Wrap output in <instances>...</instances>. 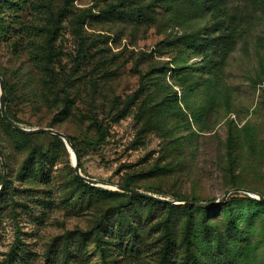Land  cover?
<instances>
[{
	"label": "rangeland",
	"instance_id": "1",
	"mask_svg": "<svg viewBox=\"0 0 264 264\" xmlns=\"http://www.w3.org/2000/svg\"><path fill=\"white\" fill-rule=\"evenodd\" d=\"M153 1H17L0 15V77L31 132L0 109V264H163V204L166 264H264V0H214L217 14ZM74 157L97 192L74 180ZM127 185L169 202L126 198Z\"/></svg>",
	"mask_w": 264,
	"mask_h": 264
},
{
	"label": "trees",
	"instance_id": "2",
	"mask_svg": "<svg viewBox=\"0 0 264 264\" xmlns=\"http://www.w3.org/2000/svg\"><path fill=\"white\" fill-rule=\"evenodd\" d=\"M28 2V0H0V15H2L5 10H15L17 5L16 2ZM206 1V2H205ZM207 3V4H206ZM167 8L168 9V4L167 2H165V0H155L153 1L150 5H149V8L152 9V11H155V9H158V8ZM201 11H204V10H209L211 11L212 13H215L217 14V11L216 9V4H215V1L214 0H200V5H199ZM204 9V10H203ZM139 17H143L142 14L139 15ZM8 33V30L5 28V25H4V18L0 17V38L2 37H5ZM231 33H228L226 34L225 31L222 33V36L221 38H218L219 40H221V43H225L226 41H228V39L231 37L230 35ZM201 39H206V38H201ZM227 43V42H226ZM207 45V47H212V49H214V45L215 43H209L207 42L206 44L204 45H201V46H205ZM225 47V45H224ZM197 48V47H196ZM3 83H4V86H5V90L6 92H8V86H7V83L5 80H3ZM143 91V85H141L139 87V89L137 90V92L131 97L129 98L127 104H126V108L129 107V105H131L136 99H137V96L138 94ZM9 107H10V98L9 96L7 97V113L10 117V119L15 122L16 124H18L14 118L12 117V115L10 114V110H9ZM4 124L10 128L11 130H13L17 136L19 137H26L27 135H25L23 132H20L14 128H12L5 120H3ZM19 125V124H18ZM55 139L57 137L53 136ZM70 139V141H72V139L70 137H68ZM58 139V138H57ZM105 139H106V135L103 134L101 139L99 140V144H103L105 142ZM1 147V146H0ZM2 149V148H1ZM40 155V152H37V151H33L31 152L30 156H29V163L31 162H35L37 161L38 157ZM39 163L41 164V166L43 165L42 163V159L40 158L39 160ZM232 164V162H231ZM74 180L78 183V184H81L83 185L85 188H88V190L92 191H98V189H95L93 186H91L92 184L90 183H87V182H84V180H82L81 178H79L76 174ZM129 184V183H128ZM127 188L128 189H132L131 187H129L127 185ZM248 191V190H247ZM251 192V191H250ZM125 197L126 198H136L138 200H141V201H145V202H150V203H153V204H156L157 202L154 201V200H149V199H146V198H142V197H137V196H131L129 194H125ZM194 201H197V200H194ZM198 202V201H197ZM160 203V202H159ZM163 205H166L168 208V212H167V216L164 220V226H165V243H164V246L162 248V262L163 264H166L167 262H169V258L171 257V248H172V238H171V231H170V215H171V206L170 205H167V204H163ZM188 208V214H187V218L189 221H191L192 219V206H187ZM12 257V256H11ZM13 258V257H12ZM11 258V259H12Z\"/></svg>",
	"mask_w": 264,
	"mask_h": 264
},
{
	"label": "water",
	"instance_id": "3",
	"mask_svg": "<svg viewBox=\"0 0 264 264\" xmlns=\"http://www.w3.org/2000/svg\"><path fill=\"white\" fill-rule=\"evenodd\" d=\"M0 90H1L0 109H1V114H2V117L4 118V120L12 128H14V129H16V130H18L20 132L31 133L29 130H26V129L22 128L21 126H19L18 124H16L15 122H13L10 119V117H9V115L7 113V95L5 93L4 83H3V80H2L1 77H0ZM35 133H38V134H53V135L63 139L66 142L67 146L70 149L73 150V147L71 145L70 139L68 138L67 135L63 134L62 132H59V131L54 130V129H40V130L36 131ZM0 156L2 158V163H3V167H4V178H3L2 185L0 186V189H1L3 187L5 181H6V176H7V165H6V162H5L1 147H0ZM74 162H75V166H76V168H75L76 169V174H77V176L79 178H81L85 182L90 183L92 185L101 183V182H98L97 180L82 176L80 165H79V163H78V161H77V159L75 157H74ZM122 191H124V192H126L128 194H131L133 196L142 197V198H146V199H149V200H154L156 202H161V203H168L169 202V201L164 200L162 198H158V197L153 196L151 194L143 193V192H140V191H137V190H134V189L122 188ZM236 191L244 192V193H248V194H254V193H252L250 191L242 190V189L234 190V192H236ZM260 198H261V200H264V197H260ZM184 202L187 203V204L195 205V206H199V207H208V206H211L213 204H217L218 203V202H215L213 204H206V203H201V202H197V201H194V200H186Z\"/></svg>",
	"mask_w": 264,
	"mask_h": 264
}]
</instances>
